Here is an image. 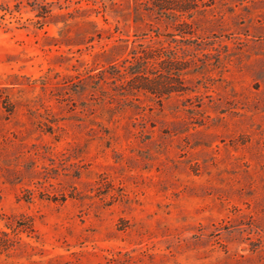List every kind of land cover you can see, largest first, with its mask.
I'll return each mask as SVG.
<instances>
[{
    "label": "rangeland",
    "instance_id": "1",
    "mask_svg": "<svg viewBox=\"0 0 264 264\" xmlns=\"http://www.w3.org/2000/svg\"><path fill=\"white\" fill-rule=\"evenodd\" d=\"M175 4L0 0V264H264V0Z\"/></svg>",
    "mask_w": 264,
    "mask_h": 264
},
{
    "label": "trees",
    "instance_id": "2",
    "mask_svg": "<svg viewBox=\"0 0 264 264\" xmlns=\"http://www.w3.org/2000/svg\"><path fill=\"white\" fill-rule=\"evenodd\" d=\"M166 2V0H161ZM176 1L174 7H168L167 9L170 10V13L174 14L176 17H183L185 12L188 10V2L189 0H173ZM170 2V1H169ZM182 24L186 23L183 19L181 20ZM148 50H142L140 54H135V59L130 65H125L123 69L115 70L114 72H108L106 69L100 70L101 76L99 77L101 80L105 77L113 78V82L117 80H122L126 77L128 79H124L121 81L122 84H117L118 86L129 84L130 82L139 84L138 87H129L125 89L122 88V92L120 95L125 94H132L134 90L139 91L141 89H148L152 93H155L158 97H161L163 94L171 92L175 90L174 88L178 87V83H168L165 87H157V83L155 81V77H150L147 72L148 64L150 63V57L148 55ZM111 66V69L115 68L116 66ZM106 73H108L106 75ZM180 84V83H179ZM144 86V87H143Z\"/></svg>",
    "mask_w": 264,
    "mask_h": 264
}]
</instances>
